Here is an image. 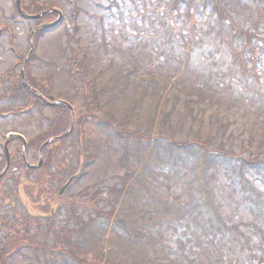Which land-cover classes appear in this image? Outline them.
<instances>
[{"label": "rangeland", "instance_id": "obj_1", "mask_svg": "<svg viewBox=\"0 0 264 264\" xmlns=\"http://www.w3.org/2000/svg\"><path fill=\"white\" fill-rule=\"evenodd\" d=\"M44 1L47 3V0H39L38 3ZM79 1L77 7L82 9V12L79 10L78 13V16H81L79 22L72 23L66 20L56 30L37 35L38 41L34 39L38 43L37 58L31 61V71L36 77H40L46 73L47 63L56 61L62 66L60 60L57 59L59 55L67 54L68 51L70 54L73 52L69 50L70 46L66 49L72 35L73 39L78 42V51L85 57V64L87 63L89 66V75L91 77L96 76L100 69L105 68L104 84L112 87V83L118 82L123 89V95L121 92L114 91L112 93L115 97L117 95L122 96L115 100L111 99L115 103L109 101V105L115 104L112 107L113 110L109 106H104V109L111 110V117L97 119L98 123L107 122V119L111 118L118 122L98 125L95 133L104 136L106 132L110 133L112 127H114L116 134L123 132V125L128 123L126 116H123L125 113H131L132 120L129 129L138 128L140 131H146L147 127L153 124L151 117L154 114V104L158 102L157 96L160 88L165 90L162 97L163 104L164 98L168 96L173 98L175 95L182 96L183 90L187 91L192 88L200 98L206 101L200 104L204 113L211 109L210 104L222 105L223 110H225V108L231 107L233 101H240L242 111L239 112H243V114L240 113L238 117H235L239 123V128L241 129L244 124L248 132L251 129L255 131L254 137L256 139L262 136L264 111L254 106L251 100L255 99L256 90L249 96V94H244V90L247 89L245 84L242 86L243 89L241 87L236 89L238 95L234 94L232 89L225 88V86H238L237 77L245 80L241 71L237 73L240 65L234 64L233 61L237 56L235 48L212 41H207L201 45H196L199 44L197 42L190 43L192 37L201 41L205 29L203 22L206 16L194 12L196 11L195 4L192 8V13H194L192 16L185 11L187 6L181 3L180 10L172 11L171 4L175 0H113L114 3L110 6L104 0ZM201 1L196 0L195 3L201 4ZM221 2L229 9L239 27L250 29L260 39L264 38V0H221ZM23 4L25 6L31 4V9H28L31 13L35 12V1L24 0ZM116 4L122 6L121 11L124 16L119 14L115 7ZM73 6V3H67L56 6V8L64 11L66 17L69 18ZM202 8V6L199 7L200 10ZM12 9V0H0V29L6 26L3 30V32L5 31L4 35L0 36V76L12 64L22 60L24 55H29V35L31 30L37 26L34 20H25L20 16L16 18V21H11L9 16ZM86 12L95 18L87 20ZM207 12V16H209L210 12ZM193 19L197 20V26L194 25ZM44 21L46 22L48 19H42L39 23ZM172 29H175L172 36L173 43L169 44L170 51H168L167 36L164 34L172 31ZM66 33L69 34L67 37H65ZM231 35V29H227L223 33L225 41H229ZM182 40H185L187 45H194L192 47L190 45L191 50L197 49L194 51V55L191 54L193 57L190 60L185 59V56L190 55L189 51L182 50L179 53L178 47L183 45ZM11 42L20 57L14 53ZM102 42L108 45L107 48ZM119 42L125 48L124 50L118 47ZM162 44L165 46L160 48ZM234 45L238 51L241 46L243 49L253 47L257 50L261 47L262 42L259 40L252 43L246 42V47H243L241 42L237 40ZM108 49L109 54H106ZM208 51L210 55L207 53ZM123 55L126 57L122 58ZM168 55H171L173 59L164 64V72L162 67L158 69L157 64H153L152 59H150V57L161 56H164L165 59V56ZM204 55L209 56L212 59L211 62ZM81 59H78V62ZM133 60L134 62H132ZM260 61L262 62L259 66L264 70V60ZM180 64L182 65L179 66ZM110 65L112 67L107 71V67ZM231 66L233 67L230 68ZM51 67L54 68L53 65ZM145 67L152 71H145ZM256 67L251 64L247 65L250 73L257 72ZM158 70H160L159 74L162 79L160 83H154L150 79L149 82L141 79V76L149 77L158 74ZM15 71L18 73V67ZM179 73L182 75L181 77ZM61 79L62 77L55 76L51 81V90L58 97L61 94V89H59L57 82ZM261 80L264 85V78L262 77ZM129 82H134V84L129 85ZM126 92L127 95H124ZM142 94L145 96L141 97ZM262 94L264 96V88ZM194 102L196 103L195 100ZM82 103L81 96H78L76 106H81ZM159 104H161V100ZM4 105L9 106L5 101ZM160 111L161 109L159 113ZM203 112L198 110L195 114L203 116ZM34 114L37 115L38 112L34 111ZM171 116L169 122L172 124L167 127L169 133L173 130L177 117L180 116L178 108L173 109ZM230 117L233 118L234 116L230 115ZM30 120L32 124L27 121L25 112L18 115L17 118L12 116L0 118V140H2V135H8L17 129L16 127L23 130L20 131L18 128L16 133H21L25 138H30L47 126L46 121L41 124L36 121L35 117ZM199 123V117L189 122L186 121L183 130H180L176 138L181 139L196 132ZM190 124L191 129H189ZM87 125L89 123H85V127ZM129 129H127V133H132ZM190 130L191 133H189ZM226 132V136L232 134L233 128H227ZM214 133H216L215 126L210 129L205 123V128L200 135L202 139L207 140V135L213 136ZM77 134L78 131L75 136H69L63 142L59 154L60 160L68 157L74 165L78 163L81 147ZM141 134H143L142 136L145 135L143 132ZM146 134H149L150 137L147 135V138L143 137V140L150 141L149 150L145 149L146 145H142L137 150L135 142L131 140L128 143L130 152L127 164L125 160L120 158L123 151L115 148L113 141L109 142L111 154L103 153L101 149L95 148V143L89 142L87 144L86 153H93L95 161L89 166V171L87 169L85 177L79 180L78 186L73 187V190H80L89 182H95L93 179L99 180L101 177H106L105 181H97L109 184L111 187L115 186V190L119 192L122 186L120 174L127 173L129 177L124 188L125 193L117 198L115 213L118 222L107 223L105 220L102 222L97 220V222L93 221L88 225L86 222L90 221L87 215H84L86 229L79 232L81 234L78 235L75 243L66 244L65 248L73 250L81 258H89L91 262L95 261L96 264H249L250 261L247 260V257L242 255L244 254L243 251L242 254L240 252L243 240H248V252L254 251L255 255L264 257V242L260 240L250 225H245L246 221L251 225H253L251 222H255L264 226V210L262 212L256 210L259 199L257 194L254 193L246 197L240 194L239 192L246 191V184L242 181H237L236 185L233 181L229 182L227 176H223L225 171L218 167V164L222 163L210 165L211 172H209L208 178L201 182V178L196 173L195 152L191 151V149L197 150V147L194 145L183 148L173 146V135L164 134L157 126L150 127L149 133ZM104 137L106 138V136ZM220 137L223 138V134L213 136L211 147L213 152H220V154L225 155L227 153L224 149L214 151L215 147L219 145ZM54 143H59V141ZM138 144L141 145L142 143ZM166 144L171 146L165 147ZM98 146L96 145V147ZM152 146H155L154 152ZM200 155L201 152L198 156ZM187 156L189 158H185ZM226 162L227 160H224L223 164ZM23 171L20 173L22 174ZM250 173L246 171L245 177L250 178L249 182L258 189L256 192L264 196V177L261 174L260 176L263 178L253 172L251 175ZM121 177L126 176L122 175ZM49 200L56 201L58 204L61 203L55 193ZM12 202L11 199L7 201L8 204ZM7 203L4 204L0 198V206L6 209ZM262 204L264 208V197ZM13 205L12 203L11 206ZM104 205V209L109 210L110 206L106 205L105 201ZM2 207H0V222L4 214H12L10 209L1 212ZM90 208L87 210L95 209L93 204L90 205ZM34 209L40 213L43 207L38 204L34 206ZM96 219L103 218L96 217ZM31 224L30 222L29 225ZM60 224V218H57L56 228L52 233L54 238H48L44 233H41L38 240L55 244L57 227ZM127 224L130 228L127 227ZM223 227L228 228V230L222 240L226 243L229 236L231 238L230 244L235 247L234 250L217 242L212 246L210 244L215 233H211V231ZM7 229V226L0 229L1 240L6 239L4 234ZM29 230L34 232L32 228ZM135 234L136 237L132 240L130 237ZM216 239L221 240L218 235H216ZM236 239L241 241L236 242ZM250 246L252 251H250ZM16 256L19 260L22 259L19 264H26L24 260L28 261L27 257L22 254ZM55 257L58 259V264H72L71 262H73L67 256L58 254ZM13 264L15 263L13 262Z\"/></svg>", "mask_w": 264, "mask_h": 264}, {"label": "trees", "instance_id": "obj_2", "mask_svg": "<svg viewBox=\"0 0 264 264\" xmlns=\"http://www.w3.org/2000/svg\"><path fill=\"white\" fill-rule=\"evenodd\" d=\"M219 29H220V24L217 25V27H216L217 37L219 35ZM248 30H250V29H248ZM252 36H254V35H252ZM244 45L246 46V43H244ZM26 104H28V102H26ZM61 113L62 112L58 111L57 115L54 118V120H55L54 126L51 129L49 128L46 131H43L40 135L33 137L28 142L27 156L31 162H37L38 161V150H39L40 145L46 139L50 138L53 135L58 134L59 132H61L64 129V126L66 125L67 122L63 121V119L61 118ZM64 119H67V118H64ZM9 146H10V150H11V154H12L13 167H17V170L16 171H14L12 169L9 170L0 182V192L3 193L2 195H3L4 202L7 203L8 199L11 198V200L13 201L12 203L14 204L13 205L14 207H13V206H11L12 203L11 204L7 203L5 205L6 209L4 208V211H8L10 209L12 211V214L11 215L4 214L3 219H2L3 227L5 228L7 226V228H8L7 231L5 232L4 236L7 238V241L9 244V245H7L5 242L4 246H5L6 250L3 253H10L11 252V251H9L10 250L9 246L11 248L17 249L19 246V243L25 242L27 240V238L30 237L29 236V234H30L29 230L25 226H23V224L20 223L21 216H19V213L21 212V210H20V212H17L18 206L21 205L22 207L23 206L29 207L30 205H34V202L38 204L39 203L38 201L41 200L42 195L45 196V194H46V193H44V190L51 189L49 186L46 187L45 184H43L41 186H37V185L32 186V183L28 180V177L25 180L20 179L21 174L18 175V172L20 171L21 168H25V165H24V162L22 159V154H21V143L18 139H11ZM58 150H59L58 147L52 148L49 146L48 148H46L45 149V155H44L45 161H44L43 167L40 168L39 170H27L28 171L27 175H31L35 172H40L42 175H45V173H46L45 169L47 167H50L51 160L56 159V157L58 155ZM247 158H248V161L245 164V166H252L251 165L252 163L249 162L251 160V156H248ZM254 167L256 168L258 166L254 165ZM35 191H39V192L41 191L40 195L33 196L32 193H34ZM28 192L31 193V195H32L31 198H28L29 197ZM97 192H99V191H97ZM99 193H101V192H99ZM99 193H96L95 196L100 197ZM47 196H48V194H47ZM27 199H28V201H26ZM22 207H20V209H22ZM23 208H25V207H23ZM1 209L3 210V207ZM73 214H75V213L73 212ZM106 215H108V217L111 219L113 217V212L107 213ZM50 229H51V227H49V230ZM227 230L228 229L226 228V231ZM226 231H224L223 229H218L214 233V237L216 238V235H218L219 237H221V236L224 237V236H226V233H225ZM70 232H71V230L68 231L66 236H68ZM62 236H64V235H62ZM67 239H69V237H67ZM63 241L64 240H62L61 244L59 242L52 244L51 249L59 248L63 244ZM216 241H218V240L216 239ZM25 243H27V242H25ZM244 249H245V247H244ZM71 255L75 259V255H73V254H71ZM245 255L247 256L248 254H245ZM255 258H256V256L254 255L253 264L255 263V261H254ZM78 263L79 264H94V263L89 262L87 259H85L84 263L80 262V261Z\"/></svg>", "mask_w": 264, "mask_h": 264}, {"label": "bare ground", "instance_id": "obj_3", "mask_svg": "<svg viewBox=\"0 0 264 264\" xmlns=\"http://www.w3.org/2000/svg\"><path fill=\"white\" fill-rule=\"evenodd\" d=\"M32 1H35V3H36L35 4L36 5L35 6V12L31 13L32 14L31 18L33 20H35V19H44V20L48 19V21H50L53 26H61L64 23V21H66V20H69V21L72 20V21H75V22H79V19L81 18V16H78V15L76 16V15L73 14V11L76 10V7H73V10L71 12V16L69 18H67L65 13H64V11H61L60 9L59 10L61 11V14L59 16L54 15L56 13L52 12L53 11L52 9H53L54 6H60L62 4L64 5V4H67V3L68 4L69 3L78 4V3H80L79 0H50L51 4H48V2L45 3V1L42 2V3H38L39 0H32ZM44 4H46V5H44ZM21 8H23V9L28 11L29 9H31V4L28 5V6H25L24 4H22ZM45 17H46V19H45ZM68 35L69 34L66 33L65 37H67ZM69 43L71 44V46L73 47V49L75 51V52H73L74 53L73 55L75 56V58L77 60L80 59L79 57H81V54L78 51L79 50V45H78V42H76V40L73 39L72 35L69 38ZM73 44H75V45H73ZM12 47H14V46H12ZM28 49H32V41H29ZM61 56L62 55H59L58 59H60ZM60 62L64 63V61H62V60H60ZM15 69L16 68L12 69V71H11L12 75L16 74ZM63 71H66L69 75L74 76V77H77V75H78L77 72H79L78 71V67L75 66V65H71V67L66 66L65 68H63ZM33 76H34V74H33ZM179 76L181 77L182 75L179 73ZM100 77L104 79L105 76H100ZM78 80H79V78H78ZM15 81H16V78L15 79H7V78H5L3 76L2 78H0V90L2 92H6V90L11 85H13ZM28 81H30V80H28ZM30 82H32V81H30ZM32 83H34V82H32ZM30 89H31V92H33L34 90H41L40 88H38L36 86L30 87ZM21 92H22V89H20L18 87H15L14 95L20 94ZM39 94H41V93H39ZM38 96L40 98H43L42 95H38ZM0 105L4 106L3 102L0 101ZM231 107L233 108V110L235 112H236V109H238V112L242 111L241 110L240 101L239 102L233 101L231 103ZM221 112H222V114H219L218 117L223 120V115L226 116V113L224 111H221ZM202 120L206 122L204 117H202ZM39 168H42V166H39ZM45 174H46V176L48 178H50V174L49 173H45ZM31 178H32V180L34 182H37L35 173L31 174ZM44 193L48 194V198H50V197L53 196L54 189L53 188L52 189H46V190H44ZM26 201H28V199ZM61 202H63V201H61ZM71 207L75 211L78 212V216L75 217V218L72 215H70L69 213L64 212V211H60L58 209L56 211V210H53L51 208H44V209L40 210V213L45 210V214L47 216H49V217H54L56 215V213H58L59 215L64 216L67 219V221L69 222V224H72L75 221L76 224L78 225L79 229L85 230L86 229V227L84 225L85 222H84V220L81 218V216L79 214L78 207L74 206V205H72ZM81 207L84 209L85 208V204L82 203ZM25 208H26L25 209V213H26L27 217H30L33 221H40L41 220V217L37 214L38 211L36 209H34L32 205H30L29 207L25 206ZM91 222L92 221L86 222V224L90 225ZM93 224H91V225H93ZM88 225H86V226H88ZM44 229H45V224H43L42 226L36 225V231L31 233V234H29L30 237H28L27 240L25 241L27 243H25V242L19 243L18 250H19L20 254H22L24 257H27V258L29 256H31L33 251H34V249L39 245V240L38 239H39V235L41 233H44L46 236H48V238H54V236L52 234L53 231L44 230ZM131 237L133 238L134 236H131ZM9 251H11V250H9ZM50 252H51V257L52 258L50 259V263L49 264H58V259H57V257H55V255L65 254L67 256H71V254H73V255L75 254V252H72V251L67 250V249H60V248L51 249ZM6 257H8V254H6ZM21 261H22V259H21ZM4 263L5 264H9L7 260H4ZM71 263L75 264L73 262H71Z\"/></svg>", "mask_w": 264, "mask_h": 264}, {"label": "water", "instance_id": "obj_4", "mask_svg": "<svg viewBox=\"0 0 264 264\" xmlns=\"http://www.w3.org/2000/svg\"><path fill=\"white\" fill-rule=\"evenodd\" d=\"M47 144V142L46 143H44V145L41 147V152L43 151V148H44V146ZM5 151H6V155H7V167H6V169H5V171L7 170V168L9 167V165H10V154H9V151H8V148H7V146H5ZM40 163H42V160H41V162ZM0 177H1V175H0Z\"/></svg>", "mask_w": 264, "mask_h": 264}]
</instances>
